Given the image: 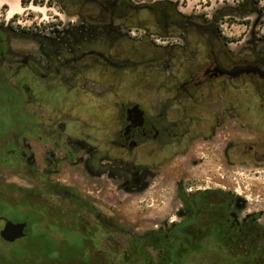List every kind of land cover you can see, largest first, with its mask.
<instances>
[{
	"label": "flooded vegetation",
	"instance_id": "flooded-vegetation-1",
	"mask_svg": "<svg viewBox=\"0 0 264 264\" xmlns=\"http://www.w3.org/2000/svg\"><path fill=\"white\" fill-rule=\"evenodd\" d=\"M47 3L71 16L68 27L72 30L33 32L30 39L35 47L25 53L22 47L12 46V37L23 39L22 35L10 32L0 19V86L6 84V64H16L23 67L21 83H28L41 99L46 88L56 95L65 88H79L90 99L109 105L108 112L93 121L53 111L47 133L34 137L33 156L39 160L31 172L39 187L33 192L52 199L48 228L71 232L84 241L77 255H67L63 261L53 251L55 263H116L118 224L101 210L88 211L86 199H115L120 186L131 193L144 192L151 164L160 162L161 156L179 153L187 144L201 142L210 148L217 140L222 167H264L263 49L234 53L215 16L206 20L184 15L168 1ZM62 27L55 17L46 29ZM183 35L186 46L177 41ZM219 68L238 70L229 74ZM223 83L236 89L253 87L257 94L237 97L232 104L219 89ZM19 126L15 136L21 133ZM5 128V120L0 121L2 144L7 141ZM6 163L0 158V167ZM22 163L21 157L13 165ZM42 163L46 170L40 168ZM75 174L82 176L83 185L87 181L90 185L78 186ZM229 205L222 202L221 212H228ZM0 215L5 223L6 217ZM242 221L239 230L246 226V219ZM253 227L255 233L245 234L239 242L242 264H264V224ZM100 237H105L103 242ZM253 237L258 251L250 250ZM98 239L106 250H94ZM51 241L55 240H49V246Z\"/></svg>",
	"mask_w": 264,
	"mask_h": 264
},
{
	"label": "rangeland",
	"instance_id": "rangeland-1",
	"mask_svg": "<svg viewBox=\"0 0 264 264\" xmlns=\"http://www.w3.org/2000/svg\"><path fill=\"white\" fill-rule=\"evenodd\" d=\"M32 1L0 0L1 22L11 28L10 32H16L23 37L22 39L13 36L12 46L22 47L25 53H30L35 47L30 39L33 32L56 31L64 34L65 31L72 30L68 27V19L71 16L61 8L48 4L47 0ZM131 1L134 3L168 1L176 5L184 15L209 20L222 9L240 7L244 0ZM55 17L63 27L46 29ZM217 25L227 39L228 47L234 53H242L258 47L263 49L264 54V0L252 1L251 9L244 13L222 16ZM158 37L154 36V38ZM182 37L177 41H180L182 46H186L185 36ZM161 41L164 39L162 38ZM6 73L8 79L20 88L24 102L18 104L12 97H0V121H6L7 118L12 120L9 128L5 122L6 143L0 142V158L7 160V163L0 167V205L6 204V210L0 209V212L7 215V219L27 221L29 224L26 236L16 242H6L0 236V264H62L55 263L52 252L56 251L61 260L70 254L77 255L84 241L82 242L75 233V235L71 232L61 233L52 230V227L48 228L52 223L48 209L52 199L45 193L36 195L33 192L39 187L32 179L31 172V166L39 160L33 156L34 137L36 134L41 136L47 133L45 128L48 127L47 122L53 111L70 112L73 116L82 115L93 121L103 113H107L109 105L101 104L94 98L90 99V96L80 92L79 88L71 91L65 88V91L62 90L63 92L58 95L51 94L46 88L42 95L44 98L41 99L28 83H21V77L24 75L21 65L6 64ZM219 89L224 93V99L232 104L236 102L237 97L251 96L249 88L236 89L223 83ZM20 112L21 117L25 116L26 129L23 132L21 130L19 136H15L17 127L21 123V118L18 116ZM41 122L43 124L38 125L41 128L37 130L36 126ZM209 146L210 148L200 142L187 144L182 151L174 152L170 156L160 157L156 153L154 156L160 157L161 160L151 164L149 176L146 177L149 185L142 193H131L120 186L118 194H114L115 199L110 197L86 199L88 211L101 210L111 215L118 224L116 244L119 251L118 260L112 264H179V262L231 264L232 260L241 259L243 249L239 244L240 238L237 237V231L240 229L238 222L243 224L242 220L246 219L245 230H256L253 227L256 223L264 224V167H222L219 165V157L222 156L221 145L215 140V145L209 144ZM21 157L22 166H14L13 163L19 161ZM197 161L202 162L196 165ZM40 168L46 170L45 164L42 163ZM75 175L78 186L87 188L90 185L88 181L87 185H83L82 176ZM208 187L212 188L210 193L203 190ZM197 188L202 190L198 191ZM186 198L196 201L198 207L213 201L221 205L222 202H229L227 213L230 220L225 222V227L228 228L226 232H229L230 236L234 227L235 242H231L229 236L221 245L213 241L201 253L195 252L180 259H171L172 256L167 254L158 241L147 240V234L151 232L172 234L176 225L189 217L190 208ZM27 202L36 203L35 208L32 210L28 208ZM257 217L259 220H256ZM3 226L4 221H0V230ZM253 233L255 232H250ZM46 235H48L47 241ZM110 237L107 235L108 239ZM101 238L103 242L105 237ZM49 240L55 241H51L49 246ZM100 240L98 239L95 251L107 249L102 246ZM250 250H259L254 237ZM64 264L68 263L64 262Z\"/></svg>",
	"mask_w": 264,
	"mask_h": 264
},
{
	"label": "trees",
	"instance_id": "trees-1",
	"mask_svg": "<svg viewBox=\"0 0 264 264\" xmlns=\"http://www.w3.org/2000/svg\"><path fill=\"white\" fill-rule=\"evenodd\" d=\"M252 1L259 2V0H244L240 7H227L219 11L215 15V17L219 20L222 16L244 13L251 9ZM248 91L251 93V95L257 94L256 89L253 87L249 88ZM0 96H6L10 98L12 97L18 104L24 102V96L21 93L20 88L14 85L8 79V77L6 80V84L0 86ZM5 122H7V128H9V124H11L12 120L7 118ZM19 127L22 132L25 131V116L21 117V123ZM206 193H210V191H207ZM185 200L190 208L189 217L185 221L176 225V227L172 230V234H162L161 232H151L147 234V240L158 241L163 249L167 252V254L171 255L172 257H186L195 252L201 253L213 241L221 245L230 236L229 232L223 230V227H225L226 224L224 222L223 216L227 218L228 213L226 211H224L223 213V210L221 212L222 205L220 203L213 201L208 204H202L201 207H198L196 201H194L193 199L186 198ZM27 204L29 205L28 208H30L31 210L36 206V203L33 202H27ZM5 205L6 204H1L0 209L6 210ZM0 214L7 217V215H5L4 213L0 212ZM196 226H198L197 230ZM244 228L245 227H243L242 230L237 231V237H239L240 240L242 239V237H244L245 234L249 237L250 232H252L251 229L245 230ZM234 231L235 229L233 227V234L229 237L231 239V242H235V239L233 237L236 233ZM47 236L48 235L45 236L46 241L48 240ZM240 263H242L241 259H234L231 262V264ZM179 264H184V262H179Z\"/></svg>",
	"mask_w": 264,
	"mask_h": 264
},
{
	"label": "water",
	"instance_id": "water-1",
	"mask_svg": "<svg viewBox=\"0 0 264 264\" xmlns=\"http://www.w3.org/2000/svg\"><path fill=\"white\" fill-rule=\"evenodd\" d=\"M244 70H249V69H255L254 67H245L242 68ZM222 72H227L229 74H235V72L238 69H232L228 70L225 68H219ZM241 70V69H240ZM3 217L0 215V220ZM27 229H28V222L27 221H13L10 219L5 218V223L2 229L0 230V236L2 239L6 242L13 243L21 238H24L27 234Z\"/></svg>",
	"mask_w": 264,
	"mask_h": 264
}]
</instances>
